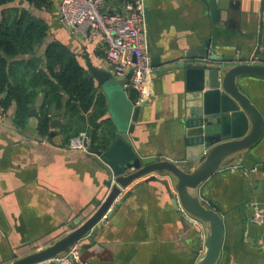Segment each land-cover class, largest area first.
<instances>
[{
    "label": "crops",
    "instance_id": "1",
    "mask_svg": "<svg viewBox=\"0 0 264 264\" xmlns=\"http://www.w3.org/2000/svg\"><path fill=\"white\" fill-rule=\"evenodd\" d=\"M124 0H110L106 9L120 8ZM145 32L152 58L181 61L189 51L210 46L211 54L234 62L264 63V0H218L220 13L207 0H145ZM60 0H13L0 5V27L14 26L26 11L47 26L46 37L32 52L7 56L10 85L28 100L27 115L18 116L14 100L3 109L0 94V264L42 249L68 234L79 217H91L110 192V169L98 156L69 148L70 138L87 131L98 149L108 148L116 128L106 105L72 111L69 95L60 103L47 68L46 49L61 42L86 66L88 53L108 70L106 45L101 38L86 39L59 20ZM0 21V22H1ZM5 56V54H3ZM183 70L153 74V98L141 107L132 143L142 157L157 156L179 164L186 160ZM240 88L264 114V78L243 76ZM57 89V90H56ZM129 95L134 92L128 89ZM51 99V100H50ZM50 100L64 126L50 123L42 134L39 120ZM227 165L202 187L206 201L221 213L225 224L218 264H264V224L253 220V204L264 211V136L251 149L233 155ZM190 169V167H187ZM156 177L155 179H152ZM170 175L143 176L123 189L105 222L81 245L76 264H197L204 253L205 226L185 221L173 200ZM43 264H56L46 262Z\"/></svg>",
    "mask_w": 264,
    "mask_h": 264
},
{
    "label": "water",
    "instance_id": "2",
    "mask_svg": "<svg viewBox=\"0 0 264 264\" xmlns=\"http://www.w3.org/2000/svg\"><path fill=\"white\" fill-rule=\"evenodd\" d=\"M207 1L215 14L220 13L218 0ZM209 49L210 46L205 45L189 51L177 62L152 58V64L160 74L178 70L184 73L187 154L181 164L138 154L130 134L142 106L134 105L126 89L132 74L118 79L109 70L94 64L88 53L82 55L87 69L106 97L109 116L116 128L115 139L106 149H91L90 142H85L89 151L109 167L110 178L106 182L110 192L95 213L84 222V217H79L75 222L77 226L68 234L7 264H43L67 254L76 244L81 247L83 240H92L91 232L109 218L123 189L153 172L172 177L176 190L174 206L179 211L183 208L206 228L205 250L197 264L219 263L225 234L224 219L206 201L203 190L201 195V187L227 167L226 163L233 155L251 149L264 136V114L242 91L238 81L247 75L264 78V63L230 61L216 53L211 54ZM51 115L52 126H64L57 118L56 106L52 107Z\"/></svg>",
    "mask_w": 264,
    "mask_h": 264
},
{
    "label": "built area",
    "instance_id": "3",
    "mask_svg": "<svg viewBox=\"0 0 264 264\" xmlns=\"http://www.w3.org/2000/svg\"><path fill=\"white\" fill-rule=\"evenodd\" d=\"M108 1L110 0H60L59 20L65 28L72 29L75 34L89 40H103L106 45L105 59L108 70L118 79L132 74L126 89L134 92V105L143 106L153 98L155 71L145 32L146 2L124 0L120 8L106 9ZM3 117L0 110V121ZM86 141L90 142L88 132L80 131L69 141V148L87 151L89 148L85 144ZM236 167L228 165L224 169L235 170ZM253 209V220L260 225L264 224L262 206L255 202ZM180 211L189 224L202 225L200 220L183 208H180ZM80 259L81 248L76 244L67 254L48 262L76 264Z\"/></svg>",
    "mask_w": 264,
    "mask_h": 264
},
{
    "label": "trees",
    "instance_id": "4",
    "mask_svg": "<svg viewBox=\"0 0 264 264\" xmlns=\"http://www.w3.org/2000/svg\"><path fill=\"white\" fill-rule=\"evenodd\" d=\"M12 1L0 0V5ZM46 33V24L41 20H37L26 11H23L16 19L14 26L0 27V94L3 92L7 93L2 98L1 105L5 110L15 100L18 104V116L20 118L27 115L29 102L22 95L17 94L16 89L10 85L6 57L19 53L32 52L36 46L43 42ZM46 64L54 78L53 84L58 88V91H54L51 94V98L58 102V105L62 97V92L69 95L67 105L72 111L79 110L80 108L88 111L94 104H99L101 107L106 105L103 93L96 100L95 92L97 85L92 73L66 45L59 41L48 45L46 49ZM130 97L134 99V95ZM50 100H48L47 104L41 110L39 130L42 134H50ZM92 140L90 137V148L98 149Z\"/></svg>",
    "mask_w": 264,
    "mask_h": 264
},
{
    "label": "rangeland",
    "instance_id": "5",
    "mask_svg": "<svg viewBox=\"0 0 264 264\" xmlns=\"http://www.w3.org/2000/svg\"><path fill=\"white\" fill-rule=\"evenodd\" d=\"M75 135H76V134H75ZM73 136H74V135H73ZM73 136H72V137H73ZM72 137H71V138H72ZM71 138H70V140H71ZM70 140H69V141H70Z\"/></svg>",
    "mask_w": 264,
    "mask_h": 264
}]
</instances>
